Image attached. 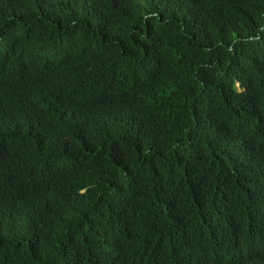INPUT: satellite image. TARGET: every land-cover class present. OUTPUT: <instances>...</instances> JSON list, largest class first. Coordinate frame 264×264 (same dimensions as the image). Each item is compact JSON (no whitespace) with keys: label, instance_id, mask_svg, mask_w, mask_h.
I'll return each instance as SVG.
<instances>
[{"label":"trees","instance_id":"1","mask_svg":"<svg viewBox=\"0 0 264 264\" xmlns=\"http://www.w3.org/2000/svg\"><path fill=\"white\" fill-rule=\"evenodd\" d=\"M198 229L264 260V0H0V264H165Z\"/></svg>","mask_w":264,"mask_h":264},{"label":"clouds","instance_id":"2","mask_svg":"<svg viewBox=\"0 0 264 264\" xmlns=\"http://www.w3.org/2000/svg\"><path fill=\"white\" fill-rule=\"evenodd\" d=\"M63 157L59 156L58 158H54L55 162L50 176L42 180H51L58 175L61 170ZM202 238H209L208 231L201 232L199 230V233L195 237L189 238L188 242L192 245L189 249L183 245L185 241H181L175 248L173 259L165 264H219L218 254L213 250L207 249L199 242ZM219 242L228 248V253L235 261H245L250 262V264H264V260L243 258L240 249L229 241L219 240Z\"/></svg>","mask_w":264,"mask_h":264},{"label":"rangeland","instance_id":"3","mask_svg":"<svg viewBox=\"0 0 264 264\" xmlns=\"http://www.w3.org/2000/svg\"><path fill=\"white\" fill-rule=\"evenodd\" d=\"M141 2H144V0H141Z\"/></svg>","mask_w":264,"mask_h":264}]
</instances>
